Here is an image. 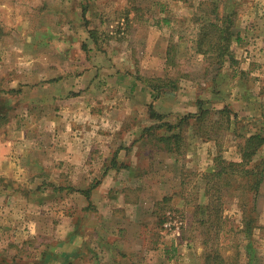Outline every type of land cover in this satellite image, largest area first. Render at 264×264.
Returning a JSON list of instances; mask_svg holds the SVG:
<instances>
[{"label": "rangeland", "instance_id": "rangeland-1", "mask_svg": "<svg viewBox=\"0 0 264 264\" xmlns=\"http://www.w3.org/2000/svg\"><path fill=\"white\" fill-rule=\"evenodd\" d=\"M214 4L220 17L235 14L233 31L240 33V40L233 38L231 51L236 63L228 60L221 64L214 52L218 47L207 56L196 50L203 21L214 18L209 15ZM263 14L264 0H0V109L10 110L2 122L13 118L31 141L42 145L55 143V129L60 126L65 132L87 129L84 142L132 145L126 154L128 165L118 164L116 180L103 183L91 206L86 197L73 194L65 199L61 197L66 193L60 191L56 195L50 192L51 204L40 207L43 212L0 215V225L10 228L0 231L6 249L12 255L34 249L49 252V264H65L60 262L63 253H69L66 264H204L208 247L219 246L227 264H236V260L237 264H264V177L256 195L249 192L251 176L241 174L230 186L224 182L229 173L226 165L241 161L240 146L245 137L264 130V54L259 56L264 53V43L258 46V55L251 50L255 41L251 26ZM211 32L218 38L216 30ZM151 53H156V58H149ZM95 64L98 69L109 66L111 71L105 73L115 74L99 78V83L109 81L108 87L90 88L89 84V94L84 95L76 88L70 97H64L67 102H48L43 93L30 94L28 87L20 102L12 96L13 87L45 86L60 80L76 87L90 69L94 73H87L88 83L96 75ZM134 72L146 80L161 74L159 78L177 81V89L161 101L168 109L162 122L177 124L180 117L188 115L173 112L172 98L168 97H173L172 93L177 96L193 90L184 103L195 113L200 100L218 110L229 105L233 114L221 123L217 142L205 140L201 131L210 129V120H219L218 115H209L210 119L199 124L191 121L201 129L192 128V124L186 127L178 154L160 150L157 142L142 137L145 127L159 122L151 118L150 105H143L131 91L128 75ZM245 92L242 99L246 105L238 97ZM39 96L43 104H33ZM157 99L152 98L151 103L160 102ZM125 128H140L142 132L119 133ZM8 131L2 130L5 138L20 140L21 134ZM263 156L261 150L257 160ZM216 167L224 172L219 185L220 221L215 217L208 220L206 215L215 201L218 178L209 175ZM51 176L56 179L51 183L58 187L83 185L89 189L101 183L69 182L64 176L61 180L57 174ZM210 180L213 183L209 184ZM40 183L30 184L37 187ZM29 186L28 182L3 184L5 191L22 192ZM70 207L72 212L62 213L72 210ZM88 207L91 210L84 211ZM243 210L254 219L251 234L244 231L248 225ZM24 222L34 225L26 228L29 234L23 229ZM207 229H211L210 235L218 229L219 237L209 236ZM68 233V238H63ZM12 238L27 243L18 247ZM29 261L21 263H38Z\"/></svg>", "mask_w": 264, "mask_h": 264}, {"label": "crops", "instance_id": "crops-1", "mask_svg": "<svg viewBox=\"0 0 264 264\" xmlns=\"http://www.w3.org/2000/svg\"><path fill=\"white\" fill-rule=\"evenodd\" d=\"M255 22H256L255 25L251 26L252 28L255 29V32L253 34L255 41L252 44L253 46L251 47V50L252 52L253 51L255 52L254 54L258 55L260 51L258 49V46L264 43V14L261 15V17H258ZM262 54L264 53H261L259 56H262ZM149 58L151 59L156 58V53H151V55H149ZM100 67H99L100 69H98L96 64L92 66L94 70L96 69V75L93 76V80L89 81L88 83L85 82V79L88 78L89 75L87 73H92V72L94 73L93 70L89 69L88 72H86L81 77L83 81H78V82H82V84L76 87H74L73 85L69 87L66 81L60 80L54 82V84H49L45 86H43V84L40 85L36 84L34 86H24V87L20 86V88L13 87L11 89V93L13 94L12 96H14L15 101L18 99V102L21 101L19 97L21 96V98H23L22 96L27 93L26 87L30 89L29 93L32 94L33 96L43 93L44 96L43 99L45 100L47 99L48 102L58 101V100L65 101V98H67L68 96L70 97V92L72 90H76V88H79L80 91H82L81 92L82 95L89 94L88 93L90 91L88 89L89 84H90V88L94 86L105 87L106 85L108 87V85H110L109 81L107 80L108 83H106L105 81L99 83L101 81L99 80V78H107L115 75V74L109 75V73H105L107 71H111L109 66L103 67V65H101ZM148 67L153 68L152 66L149 65H146L145 68L148 69ZM255 75L258 76V74L256 73L254 74V76ZM160 76L161 74H159V77ZM128 81L130 82V84H132L131 91H134V93L139 97L143 105L149 106L153 104L155 109L159 113L166 114L165 111L168 110L166 109L167 105L161 102L162 99H166L164 98L165 95H161L159 97L161 100L158 98L160 102L151 103V99L152 98L154 99V91L142 80H139L135 72L134 74L128 75ZM257 83H259V81ZM192 91H187L186 94L181 93L178 94L177 96L173 95L177 93H172L170 95L173 97L168 96L169 98H172V104L170 106L174 107L173 108L174 113H177L178 115L182 113L185 115L186 112H188L187 114L196 112L194 108H190L189 104L184 103L186 95L191 94ZM45 92H47V95H45ZM15 93L16 95H14ZM244 95L246 96L247 93L246 92L241 93V95H238V97L242 99ZM40 98H41L40 96L39 98L36 97L35 99H39V100L38 101L34 100L32 103L43 104L41 102L42 98L41 99ZM65 102H67V99ZM128 102L130 101L128 100ZM241 102L246 105V101L244 98L241 100ZM145 107L147 108V106ZM131 110H128V114L132 113ZM8 111H3L0 109V215L4 216V213H6L7 215L10 214L12 216H15L18 214L17 217H19V215H24L25 213L28 216H31L33 214H37L38 212H43V210L40 207L45 208L46 206L51 204L50 198L52 197V194L50 192H53L54 195H56L60 191H64V193L66 194H64V196H62L61 198L66 199L72 196L73 194H75L77 197L82 199L86 197V199H88L87 201L91 200L92 202V200H94L93 197H95L97 191H99L100 193L102 192L101 188L103 187V183L116 180V175L118 173V168H117L118 164L120 166L123 164L128 165V161L126 160L127 159L126 154L128 153V149H131L132 145L128 148V143L126 142L120 143L119 145L111 144V143L101 144L96 140H95L96 142L94 141L91 142V140L88 139L87 141L84 142L85 134L86 132H88L85 130L87 129L81 130V129L71 128L69 132H65V127L60 126L55 129V133L57 132L56 135L54 133L55 143L52 144L47 143L45 145H42V143H38V142L36 143L33 142V140L31 141L30 137L26 135V131H24V128H20L19 126H17L18 122L15 124L12 120L13 118L9 121L2 122V120H4L6 116L5 113H7ZM42 114L46 115L47 113L46 114L42 113ZM14 125H16V127ZM4 128L8 129L9 130L8 132H11L12 130L14 133L21 134L22 136L20 140L12 141L5 138L3 136V133L5 134L6 132H2ZM121 131L126 134L131 132L140 134L142 132L140 128L136 130L130 129L129 131L128 128H125L124 131L120 129L119 133ZM112 133H116V131H112ZM89 134H94V133L90 132ZM108 134L109 132H107V135ZM72 135H78V136L80 135L82 136V138L81 137L73 138ZM96 135L97 133L95 134L94 139L96 138ZM261 150H264V146ZM53 168H55L56 171H53L54 170ZM52 174H57L56 178H58L59 180H61L62 177L64 176V180L69 182L86 181L87 183H94L95 181L96 182L101 181V183L98 186L91 185V187L89 186V189H86V187H83V185L82 186L74 185V187L72 188H68L67 186L58 187V185L51 183L53 181H56V179H53V177L51 176ZM6 181L28 182L30 186L26 191H22V192H20L19 190L5 191L3 184ZM33 182L34 183L41 182V183L40 185H37V187H34L32 184H30ZM88 197H90V200ZM70 209L72 208L70 207ZM75 209L78 210L79 208L77 207ZM83 209L85 211L87 208H83ZM73 210L74 209L69 210V208H67V210H63L62 213L66 212V214H69ZM31 223L30 224L25 223L23 228L25 230V233L29 234V232H31V231H26V228H30V229L34 228V225ZM0 227H1L0 228L1 232H8L10 230V228L4 225H0ZM69 233L67 234L66 237L63 238L67 239L68 236L71 234ZM10 240H12L14 243H18L17 245L18 247H23L27 243V241L19 243L20 240H18L17 242L15 241V238H12ZM91 251L94 252V249H91ZM44 253L45 251L43 252L40 251L39 253V250L37 251L36 249H34L33 252L28 250L25 253L21 251V253L16 252L12 255V253L9 252V249H6L4 242L0 239V262H2V260H5L9 263H12L14 262V258H16L17 261H25L26 263L30 262L29 260H38L39 262L42 260ZM64 255H67V257L65 258ZM61 258L63 260H61ZM68 258H69V253H63L62 256H60V262L61 263L64 262L66 264Z\"/></svg>", "mask_w": 264, "mask_h": 264}, {"label": "trees", "instance_id": "trees-1", "mask_svg": "<svg viewBox=\"0 0 264 264\" xmlns=\"http://www.w3.org/2000/svg\"><path fill=\"white\" fill-rule=\"evenodd\" d=\"M203 5L205 3H202ZM214 9L211 11V14L214 18H207L205 21H203L202 31L200 33L199 38L196 40L197 44V52L203 55L210 54L211 50L213 48L218 47L219 50H214L215 54L218 58H221V64L226 63V61L229 60V62L236 63L235 57L233 55V52L231 51V44L233 38L236 37V40H240V33H235L233 31L234 28V15L235 14H228L224 17H220V13H218V5L214 4ZM85 15L86 11L83 10ZM212 30H216L219 34L217 35L218 38L215 37ZM211 58V57H210ZM228 58V59H227ZM138 79L142 80L144 83H146L153 91L154 93L157 92V95L154 94V99L159 98L160 95L169 94L171 92H174L177 87L178 83L176 80H172L171 78H151L146 80L145 77H141L138 75ZM199 110L197 113H191L185 116H182L179 118V121L177 124H173L172 122H162V120H165V116L161 113H159L154 105H150V113H152L153 120L155 122H159L158 124L149 125L148 127H145L143 129V135L148 142H157V147L160 150L167 151L170 154H178L181 152L183 142L185 139V129L188 127V125H191L192 128H198L201 129L200 125H194L191 121H194L195 124H199L204 118L205 120L210 119L209 115H218L219 120H210L211 126L210 129L204 130L202 129L201 137H203L205 140H214L217 142V139L215 138L218 134V131L222 128V122H224L225 118H229V115L233 114V110L230 108L229 105H225L223 108L214 109L208 108L205 106V103L203 101L198 102ZM236 115V114H235ZM238 115H236L237 117ZM162 122V123H161ZM225 123V122H224ZM165 133H160L159 131L164 130ZM163 142L164 145H161ZM218 145V143H217ZM264 146V130L262 132L252 133L245 137V143L240 146V153H241V161L240 162H231L226 165L227 169H229V173H227L224 182L231 185V181H234L233 178H237L239 175H245V176H251L252 178L249 179L250 182V189L249 192H254L255 195L259 193L260 185L262 183L263 177H264V157L260 160H257V155L261 151V149ZM263 164V165H262ZM255 165H259L256 169ZM262 165V166H261ZM222 170L220 167H216V170L213 171L209 178H218V181L214 185L215 194L213 196L214 200L212 202V209L211 211H208L206 215L209 217V219H213L214 217L220 221L221 220V197L219 196V185L223 183ZM213 183L212 180L209 181V184ZM90 200V197H88ZM92 205V202L90 200V206ZM255 206V205H254ZM253 206V208H254ZM87 210H91V207H88ZM244 212V221L247 223L248 227L246 230H244L246 233L251 234L253 230V220L250 219L249 216ZM207 220V221H208ZM164 219L161 220V224H163ZM165 222V221H164ZM203 223L207 224L206 221H202ZM211 229H207V233L209 236L215 235L217 238L219 237V230H215V234L212 233L209 234V231ZM210 238V237H208ZM50 256L49 252H45L43 254V258L41 261H39L37 264H49L50 262ZM57 260V258L55 257ZM227 260V258H226ZM224 256L221 254L220 247L219 246H210L208 247L206 254H205V261L204 264H227ZM238 260H236L237 264ZM22 264L21 261H17L16 258H14V262L9 263L5 260H2L0 264Z\"/></svg>", "mask_w": 264, "mask_h": 264}]
</instances>
